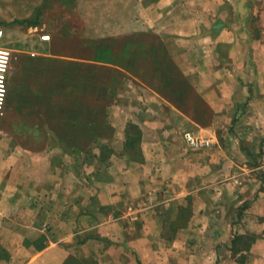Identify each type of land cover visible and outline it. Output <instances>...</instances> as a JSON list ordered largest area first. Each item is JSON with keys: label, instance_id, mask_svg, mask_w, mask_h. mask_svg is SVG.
Wrapping results in <instances>:
<instances>
[{"label": "crops", "instance_id": "0c3cea01", "mask_svg": "<svg viewBox=\"0 0 264 264\" xmlns=\"http://www.w3.org/2000/svg\"><path fill=\"white\" fill-rule=\"evenodd\" d=\"M0 25L10 263L264 264V0H0ZM94 108L113 134L62 129Z\"/></svg>", "mask_w": 264, "mask_h": 264}, {"label": "trees", "instance_id": "16d2710c", "mask_svg": "<svg viewBox=\"0 0 264 264\" xmlns=\"http://www.w3.org/2000/svg\"><path fill=\"white\" fill-rule=\"evenodd\" d=\"M111 50H113V48H109V46H105L103 44H98L94 48L93 55L98 56V57L110 55L111 57H114V55H112L113 52ZM122 58H123V56H122ZM133 58H134V55L131 54L129 56V61H132ZM121 64H122V62H121ZM131 65H134V63L130 64V66ZM130 66H128V67H130ZM84 81H86V80H84ZM88 81H90V80H88ZM91 81H94L92 83L95 84V82L98 81V79H96V78L93 80L91 79ZM88 115H89V117H93V120L89 124L83 125L81 123V122H83V120H80L77 117V119H74V121H70L68 124L63 126L62 129L63 130L80 129V131L76 132V133H73V131H68L69 132L68 135L73 134L72 135L73 138L80 137L83 134H87L90 137H97V136H101V135L113 134L114 129L109 123H107V117L105 116V111H103L101 109L94 108L93 110L88 112ZM76 116H79L78 112L76 113ZM78 145L80 148H84L83 146H85V144H82V143H79ZM86 145H88V144H86ZM104 145H102V147H103V151L101 153L102 158L108 157L112 153V150H113V149H111V147H108L107 145L104 146ZM245 237L246 236L237 235L233 240V245L235 247L238 244H241V246H243V247L238 248L239 251H242L243 249H248L250 246V243H248L250 241V239H247ZM241 256H242L241 261H244V259L247 255L242 254ZM138 262H140V261L138 260Z\"/></svg>", "mask_w": 264, "mask_h": 264}, {"label": "built area", "instance_id": "2783aa9c", "mask_svg": "<svg viewBox=\"0 0 264 264\" xmlns=\"http://www.w3.org/2000/svg\"><path fill=\"white\" fill-rule=\"evenodd\" d=\"M3 29H0V37L3 36ZM44 38H49L50 35H43ZM13 58V50L6 45L0 44V113L3 114L6 105L8 76ZM185 137L194 146L210 145L211 141L208 137H201L194 132H185Z\"/></svg>", "mask_w": 264, "mask_h": 264}, {"label": "rangeland", "instance_id": "374dc122", "mask_svg": "<svg viewBox=\"0 0 264 264\" xmlns=\"http://www.w3.org/2000/svg\"><path fill=\"white\" fill-rule=\"evenodd\" d=\"M69 3L68 2H63V5L61 6V8H65V11L67 12V10L69 9ZM62 17H64V16H59L58 18L59 19H61ZM68 18V16H65V18ZM56 21H58V19L56 20ZM260 22V21H259ZM263 21L261 20V23H262ZM257 23H258V21H257ZM0 28H3V29H6L5 28V26H2V25H0ZM6 31V30H5ZM6 39H7V37H5V38H3V39H1L0 40V44H2V45H9L8 43H7V41H6ZM249 243V242H248ZM8 250L7 249H5V248H3L2 246H0V264H14L13 262H9V261H11V260H9L11 257H10V254H8ZM3 259H6V260H4L3 261ZM1 261H3V262H1ZM75 262V261H74ZM79 261H77V263H78Z\"/></svg>", "mask_w": 264, "mask_h": 264}]
</instances>
